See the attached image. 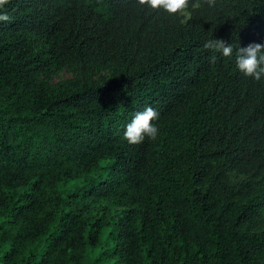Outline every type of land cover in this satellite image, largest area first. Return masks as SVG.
Segmentation results:
<instances>
[{"label":"trees","instance_id":"trees-1","mask_svg":"<svg viewBox=\"0 0 264 264\" xmlns=\"http://www.w3.org/2000/svg\"><path fill=\"white\" fill-rule=\"evenodd\" d=\"M0 12V264H264V78L235 63L264 0ZM149 106L157 138L129 144Z\"/></svg>","mask_w":264,"mask_h":264},{"label":"clouds","instance_id":"clouds-1","mask_svg":"<svg viewBox=\"0 0 264 264\" xmlns=\"http://www.w3.org/2000/svg\"><path fill=\"white\" fill-rule=\"evenodd\" d=\"M9 0H0V9ZM211 7L215 5V0H205ZM140 5H147L151 9H163L171 15H186L189 7V0H138ZM10 17L5 12H0V21H9ZM204 49L212 50L229 57L233 54L232 44H226L222 39H209L204 45ZM235 63L239 71L246 76L252 77L256 81L264 78V44L250 43L246 47L238 46L235 49ZM211 61L214 63L216 56L213 55ZM158 112L151 106L146 107L142 112H137L131 122L126 125L124 139L132 145L144 141L145 137L155 140L158 135V128L152 121L158 119Z\"/></svg>","mask_w":264,"mask_h":264}]
</instances>
